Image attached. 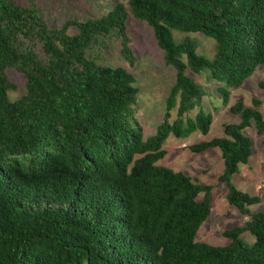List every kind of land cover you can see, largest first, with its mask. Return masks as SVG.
Returning <instances> with one entry per match:
<instances>
[{
	"label": "trees",
	"instance_id": "1",
	"mask_svg": "<svg viewBox=\"0 0 264 264\" xmlns=\"http://www.w3.org/2000/svg\"><path fill=\"white\" fill-rule=\"evenodd\" d=\"M128 13L151 29L174 71L162 121L145 139L133 109V76L92 54L115 37L132 66ZM173 31L213 40L211 59L187 36L175 42ZM263 64L264 0H127L58 29L46 26L34 2L0 0V264H264V212L248 210L260 198L231 183L251 155L242 131L251 124L264 131L258 100L228 108L239 122L225 124L222 137L188 147L219 151L226 201L249 218L223 233L227 245L195 241L211 187L156 165L169 136L209 131L211 116L199 105L204 92L187 73L205 74L226 105L229 90ZM8 70L24 77L14 100L8 92L18 87ZM244 232L251 244L240 238Z\"/></svg>",
	"mask_w": 264,
	"mask_h": 264
},
{
	"label": "rangeland",
	"instance_id": "2",
	"mask_svg": "<svg viewBox=\"0 0 264 264\" xmlns=\"http://www.w3.org/2000/svg\"><path fill=\"white\" fill-rule=\"evenodd\" d=\"M21 6H27L34 2L41 11L43 20L49 29H58L64 22L69 20L95 19L105 15L115 4L121 3L126 6L127 0H13ZM125 32L129 41V48L134 57L132 66H129L119 53V41L115 37L107 39L103 48L95 47L93 56L99 63L108 66H121L134 78V86L137 95L133 109L135 117L141 128L143 138L151 136L156 126L161 123L164 113V99L170 87L174 83V71L163 62V54L155 45L151 29L143 22L134 19L129 13L125 22ZM69 35L75 34L73 28L67 31ZM185 36L193 39L197 45L196 53L211 59L213 55V40L199 34H183L172 32L175 42L181 41ZM37 55H41L36 48ZM187 75L204 92L200 99V108L211 116V124L206 135L193 133L186 139H174L169 136L162 145L165 155L156 165L166 167L173 172H180L191 180L201 185L211 187L209 193V215L199 227L195 241L211 246H225L229 240L223 236L227 230L236 227H244L248 216L241 214L237 209L230 206L226 201V188L218 182L217 178L222 172V160L216 148L208 149L199 154L192 153L188 147L201 141L223 136L225 124H236L239 118L230 114L228 108L240 102L244 107L251 106V99L260 102L258 111L264 117V88L258 86L264 84V64L258 66L252 75L243 84L229 90L226 105H222L221 99L215 88L217 84L207 81L205 74ZM8 79L14 82L18 91L8 92L10 100L19 95L24 83V77L14 70L7 71ZM197 107L188 113L192 118ZM174 111L171 112V118ZM243 135L251 142V155L245 165H240L238 171L231 177V183L240 192L260 198L256 205L248 207L250 213L264 212V131L257 134L254 126L245 128ZM202 199L198 195L197 201ZM240 238L247 244L253 242V238L244 232Z\"/></svg>",
	"mask_w": 264,
	"mask_h": 264
}]
</instances>
